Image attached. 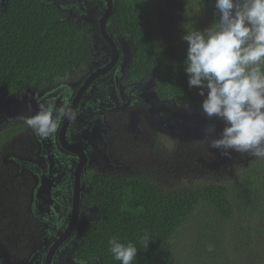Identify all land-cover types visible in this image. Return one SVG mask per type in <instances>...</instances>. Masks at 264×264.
<instances>
[{"label": "trees", "instance_id": "16d2710c", "mask_svg": "<svg viewBox=\"0 0 264 264\" xmlns=\"http://www.w3.org/2000/svg\"><path fill=\"white\" fill-rule=\"evenodd\" d=\"M161 1L164 12L179 19L178 29L172 32L173 42L165 46L169 50L166 56L157 48L158 19L149 0H113L110 19L132 41L126 80L151 78L159 98L180 105L193 100L196 88L188 87L183 66L188 45L183 40L180 45L179 38L188 30H204L218 20L215 0ZM62 17L57 7L39 0H8L6 8H0V101L50 88L85 67L90 59L89 43L77 24ZM201 101L192 102L199 106ZM7 123L13 125L0 131V147L28 128L22 121ZM89 186L86 199L97 205V220L83 235L76 252L80 258L121 264L114 260L108 244L110 238L118 237L121 243L137 247L133 264H177L174 238L204 210L213 215L205 227L211 222L219 232L205 228L194 234L193 240L221 243V229L236 230V241L225 242L221 252L229 256L233 246L243 250L242 244L247 243L252 248L251 262L264 264V159L237 170L234 179L220 182L167 188L145 177L98 176L89 180ZM146 235L150 240L147 249L141 241ZM194 259L192 264H207Z\"/></svg>", "mask_w": 264, "mask_h": 264}, {"label": "flooded vegetation", "instance_id": "af4514ba", "mask_svg": "<svg viewBox=\"0 0 264 264\" xmlns=\"http://www.w3.org/2000/svg\"><path fill=\"white\" fill-rule=\"evenodd\" d=\"M105 7L102 3L100 11L94 16L96 17L95 27H84L83 34L81 33L83 37L96 38L98 43V48L90 52V59L85 67L77 75L69 76L52 89L31 94L37 99H56L57 106L61 103L58 85L70 86L72 103L78 95L73 109L77 112V118L75 121H69L68 124L65 123L63 138L64 144L67 142L72 143V146L75 144L74 151L81 150V156L84 153L85 163L79 176L80 190L74 191L73 174L78 159L73 152L64 151L57 141L59 130L65 120L54 135L38 139L33 134L32 139L29 140L32 141L31 148L22 154L9 153L8 157L2 161L5 165L11 166L15 172V177H9L8 182L15 181L18 189L26 191L30 201V207L28 201L26 213L29 216L32 231L38 237L37 249L29 257L22 259L19 264H100L95 257L83 259L76 256L85 231L92 222L97 220V205L89 204L86 199V194L90 190L89 180L98 176L142 177L129 175L125 170L121 175L97 173L94 170L96 166L104 169L120 168V164L115 162L110 152V146L112 147L110 137L119 128L120 123L125 124L126 130L133 137L139 133L140 124L146 123L159 129L161 133L163 129L170 136L177 135L185 141L191 138L196 139L199 134L202 135L203 141L217 139L216 136H210L202 130L215 117L209 119L203 115L200 108L194 113V119L193 117L191 120L188 119L189 122L182 117L173 116L171 113L177 115L179 108L175 103L173 108L167 107V100L157 95L153 79L126 80L133 46L129 43L126 47L125 52L129 59L128 62H123V48L120 45L124 40H128L129 36L121 34L111 22L113 5L106 25L101 29L99 21ZM68 16L70 12L63 11L62 18ZM80 21L79 16L72 22L79 27ZM111 43L115 44L117 50L116 62L112 66ZM178 128L189 131L187 134H182ZM195 128H198V132H192ZM186 135L187 139L184 138ZM42 142L45 143V147ZM240 156L239 154L235 158L239 159ZM217 158L218 162H221L219 165H224L226 159L221 154L217 155ZM42 180L45 181L42 182ZM48 181L50 185H47ZM40 186L44 189V193L39 200H36V191ZM15 242L19 246V242L17 240ZM0 264H13V262L7 261L0 252Z\"/></svg>", "mask_w": 264, "mask_h": 264}, {"label": "clouds", "instance_id": "9594fccd", "mask_svg": "<svg viewBox=\"0 0 264 264\" xmlns=\"http://www.w3.org/2000/svg\"><path fill=\"white\" fill-rule=\"evenodd\" d=\"M214 8L216 22L204 30H188L182 36L188 45L183 62L188 87L198 89L203 114L224 123L220 138L210 141L211 148L220 150L223 156L230 157L235 151L264 159V0H215ZM57 84L37 92H46ZM57 90L59 106L56 99L36 101L37 113L21 117L35 137L48 138L65 119L77 118L71 107L70 86L60 84ZM33 93L19 96L32 97ZM167 103L174 105L173 100ZM214 131L209 127L207 134ZM141 241L147 249V235ZM108 244L114 260L121 264L136 260L138 249L133 243H121L118 237H112Z\"/></svg>", "mask_w": 264, "mask_h": 264}, {"label": "rangeland", "instance_id": "374dc122", "mask_svg": "<svg viewBox=\"0 0 264 264\" xmlns=\"http://www.w3.org/2000/svg\"><path fill=\"white\" fill-rule=\"evenodd\" d=\"M149 2L158 19L157 48L164 53L163 56H166L169 50L165 46L169 43L168 41L173 42L172 32L176 28L178 29L179 19L172 18L169 13L164 12L161 0H149ZM179 43L181 45V38H179ZM192 97L193 100L201 101L198 89L193 91ZM192 101L177 105L178 111L186 110L194 116L200 105L194 106ZM7 122L0 121V131L13 125ZM10 122L15 123L16 121ZM118 127L110 137V143H112L110 152L113 154L115 162L120 164V168L104 169L101 166H96L94 170L97 173L121 175L125 170L129 175L149 178L167 188H181L189 186V183L205 184L220 182L226 178L234 179L237 170H243L254 160L259 159L246 153L239 159L234 158L222 166L211 167L218 162L217 155L220 154L219 150L209 146L211 140H206V142L197 136L196 139L191 138L185 141L177 135L170 136L163 129V133H161L159 129L146 123L140 124L139 133L134 137L126 130L123 122ZM32 135L31 129L27 128L0 147V230H7L6 232L0 231V252L7 261H11L13 264H19L22 259L29 257L37 249L38 237L32 231L31 222L26 213L29 201L26 191L18 189L15 181L13 183L9 180L8 182L9 177H15V172L11 166L5 165L2 161L8 157L9 153L22 154L31 148L32 141L29 140L32 139ZM203 211H200L195 223L191 221L174 238L176 263L192 264L191 261L195 260L194 258H200L207 264H253L250 260L253 258L252 248L247 243L242 244L243 250L235 249L233 246L229 256H225L224 251L221 252L220 249L223 248L225 242L236 241V230L224 231L221 229L224 241L212 245L192 239L196 233H199V230L202 231L205 228L209 232L211 230L219 232L218 227L212 226L211 222L208 224V228L205 227V222L211 220L213 215ZM238 233L243 234L244 232L238 230ZM215 236L216 233L213 232L211 237L215 238ZM16 240L19 242V246H17ZM240 251L242 252L240 253Z\"/></svg>", "mask_w": 264, "mask_h": 264}, {"label": "water", "instance_id": "95a60500", "mask_svg": "<svg viewBox=\"0 0 264 264\" xmlns=\"http://www.w3.org/2000/svg\"><path fill=\"white\" fill-rule=\"evenodd\" d=\"M8 0H1L0 3V8L3 11L6 8V4H7ZM41 4L44 5H54L55 7H57L58 9H60L61 11H65V12H70V16L63 18V20H70V21H74L76 20L79 16L81 17V23L79 24V29L81 31V33L83 34V30L84 27H89V28H93L95 27V18L94 16H96L98 14V12L100 11L101 5L102 3L105 4V10H104V14L101 17L99 24L101 29L104 28V26L106 25V20L109 17L110 13H111V9H112V2L113 0H39ZM94 17V18H93ZM85 37V36H84ZM87 37V36H86ZM85 39L88 41L89 43V47H90V52L92 51V49L96 50L98 48V43L96 38H91V37H87ZM131 44V41L128 37V40H124L123 44L120 45L121 48H123V62H128V55L125 52L126 47L128 46V44ZM111 66L116 62V54H117V50H116V46L114 43H111ZM124 66H126L125 64H123ZM78 99V95L75 97L71 107L74 109V107L76 106V102ZM36 101H41V103L45 102L46 100L44 98L41 99H34L33 97H25V96H19V97H13V98H7V99H3L0 101V121L1 120H5V121H22L24 122L21 117H30L33 116L37 113V111L39 110V104ZM169 107L168 108H173V103L170 104H166ZM167 108V109H168ZM177 115L173 116H178V117H182L183 119L187 120L190 119L191 120V116L189 113L185 112V111H179L176 112ZM185 116H184V115ZM189 122V121H188ZM65 123H69V120L65 119L64 124H62L60 130H59V135H58V144L63 148L64 151L67 152H73L76 155V158L78 159L77 162V166L75 168V172H74V191L78 192L80 189L79 187V176L82 170V166L85 163V157L84 153L81 156V150L78 151V149H75V144L72 146V143H65L64 144V138L63 135L65 134ZM188 125L190 123H187ZM185 124H183L184 126ZM215 131L210 135V136H216V138H220V133L222 132V129H219V127H214ZM198 129V128H196ZM178 131H180L182 134H187V132L189 130H182L180 128H178ZM219 135V136H217ZM38 137V136H37ZM199 138L202 139V135L199 134L198 135ZM39 139H42L41 137H38ZM185 139L188 138V136L186 135L184 137ZM76 141V138H75ZM72 142V141H71ZM43 147H45V143L42 142ZM220 151V150H219ZM221 154V151H220ZM245 155L246 153H238L235 151H232L230 154V157L228 156H223V158H225L227 161L228 160H232L234 159L237 155ZM224 161V164L227 163V161ZM221 162L215 163L213 165H211V167H219L221 165ZM45 180H42V182H44ZM47 185H50L51 183L48 181ZM46 185V183L44 184ZM36 200L40 199V196L43 195L44 193V189H42V186L39 187V189L36 191Z\"/></svg>", "mask_w": 264, "mask_h": 264}, {"label": "bare ground", "instance_id": "6f19581e", "mask_svg": "<svg viewBox=\"0 0 264 264\" xmlns=\"http://www.w3.org/2000/svg\"><path fill=\"white\" fill-rule=\"evenodd\" d=\"M209 127H219V129H221L222 127H224V123H223V121H221V120H219L217 118H214V119L210 120L209 124L206 125L202 130L207 133V129ZM194 131L195 132H198V130L196 128L195 129H192V132H194ZM203 131H199V133H205Z\"/></svg>", "mask_w": 264, "mask_h": 264}]
</instances>
